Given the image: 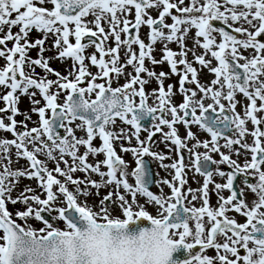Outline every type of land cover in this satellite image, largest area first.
I'll list each match as a JSON object with an SVG mask.
<instances>
[{"label": "snow or ice", "instance_id": "snow-or-ice-1", "mask_svg": "<svg viewBox=\"0 0 264 264\" xmlns=\"http://www.w3.org/2000/svg\"><path fill=\"white\" fill-rule=\"evenodd\" d=\"M48 3L51 9L44 6ZM133 9L134 20H130ZM152 11L157 17L151 15ZM90 15L93 19L87 20ZM167 18L171 24L165 22ZM102 22L108 25L107 30ZM142 26L149 29L148 43L140 38ZM13 27H18V32L13 33ZM192 28L196 31L189 49L185 41ZM33 30L42 38L30 41ZM0 33V58L6 60V66L0 69V88L4 89L0 99L5 102L0 109L4 114L0 130L14 137L0 138V264H125L123 260L98 261L83 250L80 241L90 229H126L137 225V221L161 228L165 236L172 237L170 243L175 250L182 246L187 259L181 264H254V252L264 256V0H0ZM49 35L55 37L52 49L57 54L45 58L43 53L52 50L44 46ZM72 37L75 43L70 42ZM109 40L114 46H108ZM7 42H13L10 49ZM157 43L163 46L159 60L153 56ZM170 43H176L179 51L170 49ZM89 47L95 48L99 58L95 53L84 55ZM197 47L203 49V54L196 53ZM31 49H38L37 58L27 55ZM189 53L192 61L187 58ZM52 59L62 63L71 60L70 68L65 69L67 75L50 67ZM86 59L98 69L97 73L89 71ZM146 60L153 66L166 62L171 75L179 76L178 92L183 97L179 105L172 103L175 85L169 84L167 90L164 87L169 73H156L145 66ZM212 60L217 66H211ZM194 64L214 74L210 84L199 81ZM37 66L44 76L35 73ZM128 67L135 75L126 72ZM50 74L57 79H48ZM121 77L126 82L113 88L112 82ZM98 79L105 82L96 83ZM152 79L159 85L158 91L150 93L155 97V106L147 104L149 94L145 92V85ZM85 82L86 86H81ZM30 89L38 90L45 106L36 107L40 101ZM62 92L67 94L61 104L58 100ZM93 93L94 100L85 98ZM237 94L248 101L243 105V116L235 111L240 103ZM23 95L29 97L39 121L31 129L19 122L24 130L17 132L15 116L24 115L25 121L30 120L17 106ZM207 99L212 102L205 105ZM5 118L10 122L7 125ZM118 121L130 129L118 127ZM248 121L255 126L250 132L253 145L246 140ZM177 124L184 126V138ZM193 125L210 139L200 141L191 130ZM164 127L169 131L163 132ZM77 132L84 135L78 136ZM141 132L147 133L145 140ZM157 133L162 134L160 142L168 153L175 152L176 159L151 150L158 146L154 139ZM97 138L99 146L94 145ZM132 139L136 146H131ZM121 141L129 146L121 143L120 151L134 158L131 172L115 149ZM189 141L195 143L189 147ZM200 148L204 151H198ZM213 154L220 158L215 159ZM97 155L104 159L93 165L89 157ZM233 155L237 159H232ZM241 156L242 166L238 163ZM21 159L28 167L13 170L11 165L19 164ZM165 160L172 162L164 164ZM156 161L171 180L154 178L158 173L153 172L151 163ZM48 163L54 167L49 169ZM102 166L106 171L101 170ZM193 170L194 183H199L197 175L203 178L197 189L186 187L188 172ZM77 172L84 173V178H74ZM91 174H96L99 181L91 179ZM216 177L226 182H216ZM21 178L35 179L42 192L37 194L35 188L25 186L13 197ZM210 185L214 187L210 189ZM152 186L157 187L156 194L150 190ZM163 186L170 189L169 194L163 192ZM104 188L109 191L100 198ZM224 190L230 192L227 198L222 195ZM44 194L46 198L41 199ZM213 194L215 205L211 202ZM248 194L252 195L251 201ZM93 195L97 203L89 204ZM80 197L84 198L82 202ZM138 197L146 198L143 205ZM200 201L201 206H197ZM9 202L25 208L11 213L6 207ZM148 206L157 216L146 210ZM117 210L123 218H114ZM230 210L246 217V222L228 216ZM16 218L23 223H17ZM33 218L44 227L34 230L27 223ZM58 222H63L67 230H61ZM250 243L259 248L249 247ZM255 264H264V259Z\"/></svg>", "mask_w": 264, "mask_h": 264}, {"label": "rangeland", "instance_id": "rangeland-1", "mask_svg": "<svg viewBox=\"0 0 264 264\" xmlns=\"http://www.w3.org/2000/svg\"><path fill=\"white\" fill-rule=\"evenodd\" d=\"M174 2H175V0H174ZM188 2H189V0H186V3H188ZM44 6L46 8H48V9H51L53 7L50 3L45 4ZM151 15L155 18V17H157L158 14H157V12L152 11ZM134 16H135V10L133 9L132 10V15L129 16V19L130 20H134ZM92 19H93V17L91 15L89 17H87V20H92ZM165 22L168 23V24L172 23L170 18H167ZM102 26L105 27V29L107 30L108 25L106 23L102 22ZM235 26H238V25H235ZM90 27H91V25H90ZM93 30H95L94 27H93ZM6 31H7V28H5V32ZM165 31L167 32V30H165ZM195 31L196 30L194 28H192L188 32V35H187V38H186L185 42H186V45H187V47L189 49H191L193 47ZM12 32L13 33L18 32V27H13L12 28ZM148 32H149V29L147 28V26H142L141 29L139 30L140 38L143 39L145 41V43H148ZM2 35H3V33H0V36H2ZM36 38H42V36H41L40 33H38L35 30H33L30 33L29 40L34 42V40ZM121 38L122 39L124 38V34L123 33L121 34ZM200 39H201V42H202V38H200ZM54 40H55V37L52 36V35H49L48 38L45 41V45H44L45 48L46 49H52V45L54 43ZM70 42L75 43L74 37L70 38ZM217 42H219V40H217ZM22 43H23V41H22ZM12 46H13V42H7V48L10 49ZM108 46L109 47L114 46V43H113L112 40L108 41ZM154 47H155V51L153 52V56L157 60H159V59L162 58V47L163 46H162V44L157 43ZM168 47L170 49H172L173 51H177V52L179 51V47H178V45L176 43H170V44H168ZM133 48L138 53L139 50H138L137 46L134 45ZM195 51H196V53L198 55L199 54H203V49H201L199 47H197L195 49ZM37 52H38V49H31V50L28 51L27 55L30 58H37ZM93 53H95L97 55V58H99V53L96 52L94 47L87 48L85 53H84V55L87 57V56H90ZM56 54L57 53H56L55 49H52L50 51H45L43 53L45 58L53 57ZM244 55L247 56L248 52H245ZM16 58H18V54H17ZM187 58H188L189 61H192L193 60L192 54L189 53ZM208 58H210V57L206 56V59H208ZM123 62H124V57H123V52H121V63H123ZM243 62L244 61H241V63H243ZM71 63L72 62H71L70 59H66L63 63L60 60H57V59H52V60L49 61L50 67H52L54 69V71L60 72L61 75H67V72L65 71V69L70 68ZM85 64H89V71L91 73H93V74L97 73L98 69L95 66H91L89 60L86 59L85 60ZM4 66H6V60L4 58H0V68L2 69ZM145 66L148 67L149 69H153L154 68V71L156 73H159L160 71H164L166 73H169L170 79H165L164 80V87H165V90H167V86L169 84L175 85L173 91L176 92V95L173 97L172 103L174 105H179V103L182 102V99H183L182 95L178 92L179 76L178 75H171L170 68H169V66H168V64L166 62L163 65L153 66V65H151V63L149 61L146 60L145 61ZM193 66L198 68V70H199L198 79H199V81L202 84H206V85L210 84L211 80L215 78L214 74L210 73L208 69L205 68V69L200 70V66L198 64H194ZM211 66L212 67L217 66V62L215 60H212ZM181 68H182V66H181ZM36 70H37V67L35 68V73L38 76H41L42 72H38ZM126 72L132 73V75H135V73H134V71H133V69L131 67H128L126 69ZM141 76H142V78L147 79L146 74L142 73ZM48 79H51V80L55 81L57 79V77L55 75H51L50 74V75H48ZM69 79H73V78L69 77ZM95 82L96 83H104L105 81L102 80V79H98ZM125 82H126L125 78L121 77L118 81H113L111 86L113 88H115V87H117L119 85H123ZM81 86H86V82L84 84H82ZM135 87L138 89L139 85H136ZM192 87L195 88V85H192ZM53 89H54V91H56L55 88H53ZM158 89H159V85H158V83L156 82L155 79H152L147 85H145V92H146V94H149L148 100H147V104L148 105L155 106L154 105L155 97L150 95V93H152L153 90H157L158 91ZM31 91H35L37 93L36 96H35V99L40 101V103L38 105H36V107L39 108V107L45 106V101L39 95L38 90L30 89V92ZM3 94H4V89L0 88V96H2ZM65 94H66V92H65ZM17 95H19V93H17ZM64 98H65V96H63V97L60 96L58 102L62 104L64 102ZM85 98L89 99V100H93V99H95V94L94 93L91 94V95L86 94ZM137 98L138 97H136L135 99H136V102L138 103ZM198 98H199V96H198ZM236 100L240 101V103L237 105L235 111L243 116L242 112H243V105H245V101L241 100V97H239L237 95H236ZM211 102L212 101L210 99H207V100L204 101L205 105H207L208 103H211ZM222 102L227 104L226 101H222ZM258 104H259V102H258ZM17 106H18V109H19V111L21 113H27V115L30 117V120L25 121V116L24 115L15 116V120L18 122V127H17L16 131L20 132V131L24 130L22 127L19 126V122H25L27 124L28 129H31L32 127H37L38 126V121H39V116H38L37 113H34L31 110L32 109V105L30 104L29 97L26 96V95L20 96L19 103H18ZM4 107H5V102L2 99H0V109H3ZM8 114L10 115L11 113L9 112ZM3 115H4L3 113H0V117H3ZM181 115H182V113H181ZM197 115H199V112H197ZM168 119H171L170 115L168 116ZM4 123L7 125L10 122L5 118L4 119ZM76 123H79V121H77ZM117 126L118 127H125V128L130 129V126L123 125L119 121L117 122ZM176 127L179 130V135L181 136V138H184L186 136V130H185L184 126L182 124H177ZM246 128L249 130V127L246 126ZM191 129L193 130V132H196L195 128H191ZM168 131H169V129H167L166 127L163 128V132L166 133ZM157 134L159 135L158 139L156 140V143H157L158 146L153 147L151 150L154 151V152L163 151L166 155H171L172 159L174 160L173 153H168L167 149H165L164 144L160 142L162 134L161 133H157ZM77 135L78 136H83L84 133L83 132H77ZM140 136H141L142 140H145L146 137H147V133L146 132H141ZM201 137L202 138H207L204 133L201 134ZM0 138H6V139H9V140L14 139V137L11 135V133H8L7 131H2V130H0ZM262 141H264L263 138H262ZM121 143H123L125 147L129 146L127 141H121V142H117L115 144V149H116L117 153L119 155H121V157L125 160V162L129 164V172H131V170L135 167L134 158L132 157V155L130 153L125 154V153L120 151V144ZM100 144H101V141L98 138L96 140H94V145L99 146ZM131 146H136V140L135 139H132ZM170 147L174 148V146H171V145H170ZM83 151H84V148L81 147L80 152L82 153ZM12 152L15 153V149L14 148L12 149ZM38 158L41 159V160L45 159L43 156H40ZM145 158L148 159V160L151 159V158H148V157H145ZM103 159H104L103 155H97L96 157L90 156L89 157V162L92 163L93 165H95V163L97 161H102ZM69 162H71V161H69ZM171 162H172V160L163 161L164 164H170ZM159 163H160L159 161L152 162V166L154 168L155 173H158V176H156V179L167 178V179L171 180V176L168 175V172H166L165 170H162L159 167ZM60 166H61V168L64 167L63 164H61ZM11 167H12L13 170L22 169V168L28 167V163H27V161L25 159H21L19 164L13 163L11 165ZM53 167H54L53 163H48V168L49 169H52ZM2 170L3 169L0 168V171H2ZM101 170L102 171H106V169L103 166H102ZM169 171H171V170H169ZM53 174L56 175L57 178L63 180V178L59 177L58 174H56V173H53ZM77 177L83 179L84 178V173H80V172L75 173L74 174V178H77ZM91 179L99 181L100 178L96 174H91ZM129 179H130V182H133V179L131 177ZM25 186H31L32 188H35L37 194H40L42 192V190L37 187V181L35 179L29 180V179H26V178H21L20 181H19L18 188L12 194L13 197H15L18 194V192L20 190H22ZM187 186L188 185H186V187ZM69 188H70V190H73L71 185H69ZM113 188H114V186H113ZM54 189H55V186H54ZM108 191H109L108 188L101 189L100 190V194H99L100 198H102L104 195H106ZM151 191H153V193L156 194L158 189H157V187L154 186ZM163 192L165 194H169L170 193V189L167 186H163ZM121 194H123V190L122 189H121ZM43 198H46V194L41 195V199H43ZM128 198L130 199V195L128 196ZM83 199H84L83 197H80L81 202L83 201ZM113 199H115V196L113 197ZM138 199H139V197H138ZM97 200H98V198L95 195H93L92 197H89L88 203L89 204H95V203H97ZM145 200H146V198L139 199L140 204L143 205L145 203ZM6 207L9 209V211L11 213H15L17 211V209L24 210V208H25V206L23 204L18 203L15 206H13L10 202L6 204ZM146 210L151 215L157 216V213H156L155 209L152 206H148ZM117 214H118V210L115 211L114 216L117 215ZM21 223H23V222H21ZM27 223L30 224L34 228V230H37V231L40 228L44 227V225L39 224L35 220L27 221ZM58 227L60 229H64V227L61 226V225H59ZM0 235H2V230H0ZM0 243H2V241H0Z\"/></svg>", "mask_w": 264, "mask_h": 264}, {"label": "clouds", "instance_id": "clouds-1", "mask_svg": "<svg viewBox=\"0 0 264 264\" xmlns=\"http://www.w3.org/2000/svg\"><path fill=\"white\" fill-rule=\"evenodd\" d=\"M97 223L104 221L97 220ZM146 229V231H143ZM158 227L130 225L126 229L112 228L109 230L90 229L81 238L83 250L98 261L108 259L123 260L125 264H169L175 249ZM259 248V245H253ZM90 257V258H91ZM264 259L260 253L254 252L252 260Z\"/></svg>", "mask_w": 264, "mask_h": 264}, {"label": "flooded vegetation", "instance_id": "flooded-vegetation-1", "mask_svg": "<svg viewBox=\"0 0 264 264\" xmlns=\"http://www.w3.org/2000/svg\"><path fill=\"white\" fill-rule=\"evenodd\" d=\"M217 40H220V38H219L218 36H217ZM0 69H1V68H0ZM36 71H38V72H42L41 76H44V72H43V70L40 69L38 66H37V70H36ZM47 78H48V77H47ZM188 87L193 88L192 85H188ZM52 91H54V89H52ZM66 94H67V93H66ZM66 94H65V92H62L60 96L63 97V96H66ZM237 96L241 97V100H244V101H245V105L248 103V101H247L245 98H243L242 94H237ZM137 100H138V102H139V98H137ZM43 105H44V104H43ZM242 113H243V112H242ZM49 114H50V113H49ZM246 126L249 127V134L247 135V138H246L247 143H249L250 145H253L254 137H252V136L250 135V132H251L252 130L255 129V126H253V125L251 124L250 121H248V123H246ZM191 128H195V131H196V132H194V133L197 135V137H198V139H199L200 141H205V140H209V139H210V137L208 136L207 133H205V132L199 130L198 126L193 125V126H191ZM191 130H192V129H191ZM192 131H193V130H192ZM202 133H204L205 136H206L207 138H202V137H201V134H202ZM158 137H159V135H157V139H158ZM157 139H155V141H156ZM263 140H264V138H263ZM193 143H195V141H189V142H188L189 147H191V145H192ZM220 143L223 144L224 141L221 140ZM173 149H174V148H173ZM198 151L203 152L204 149H203V148H200V149H198ZM222 151H224L225 153H227V150H226V149H222ZM171 153H173V157H174V159H176L175 152L173 151V152H171ZM248 155H249V161H250V150H249ZM213 156H214L215 159H219V158H220L219 155H217V154H213ZM232 159H237V157H236L235 155H233V156H232ZM238 163H240L241 166L244 164V157H243V156H241V157L238 159ZM221 167H222L225 171H228V169H227L226 166H223V165H222ZM251 171H252V170H249V173H250V174H251ZM193 174H194V170L188 172V186L192 187L193 189H197V188H199V187L202 186L203 178H202V177H199V176L197 175V176H196V179L199 181V183H194V182H193V179H192ZM215 180H216V182H219V183H225V182H226V179H223V180H222V179H220L219 177H216ZM213 187H214V185H210V189H212ZM222 195H223L225 198H227V196L230 195V192H229L228 190H224V191L222 192ZM188 199L190 200L191 197L189 196ZM247 199H248L249 201H251V200H252V195H251V194H248ZM173 202H174V201H173ZM211 202H212L213 205H215V203H216V196H215L214 194L211 196ZM201 204H202V201L197 202V206H201ZM54 215H55V213H54ZM227 215L230 216V217L235 218L236 220H238V221L241 222V223H245V222H246V217H243V216H241L240 214L235 213L234 211H231V210H230V211L227 213ZM114 218H123V217L120 216V212H119V210H118V214L115 215ZM31 220H35V219L33 218V219L28 220V221H31ZM16 222H17V223H21V221H20L18 218H16ZM36 222H37V221H36ZM38 223L41 224V225H43L42 222H38ZM59 225H61V226L64 227V229H61V230H67V229H66V226L64 225L63 222H58V226H59ZM252 246H253V245H251V243H250V244H249V247H252Z\"/></svg>", "mask_w": 264, "mask_h": 264}, {"label": "water", "instance_id": "water-1", "mask_svg": "<svg viewBox=\"0 0 264 264\" xmlns=\"http://www.w3.org/2000/svg\"><path fill=\"white\" fill-rule=\"evenodd\" d=\"M148 121H146L145 123H147ZM156 138V136H155ZM154 138V139H155ZM152 168V167H151ZM153 170V169H152ZM155 178V177H154ZM153 187V186H152ZM152 187H150V190L152 189ZM137 225H143L145 227L150 226L149 223L144 222L143 224H140L139 221H137ZM187 259V254L185 252V250L182 248V246L177 247V249L172 253V258L171 261L169 262V264H181V262L183 260Z\"/></svg>", "mask_w": 264, "mask_h": 264}]
</instances>
